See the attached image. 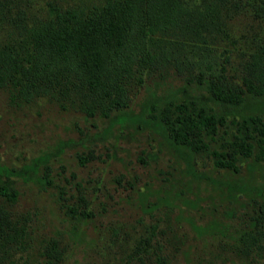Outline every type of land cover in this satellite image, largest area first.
<instances>
[{"label": "trees", "instance_id": "obj_1", "mask_svg": "<svg viewBox=\"0 0 264 264\" xmlns=\"http://www.w3.org/2000/svg\"><path fill=\"white\" fill-rule=\"evenodd\" d=\"M167 68L182 84L144 109L188 155V171L201 152L232 174L241 159L264 161V0H0V87L11 102L46 97L63 109L108 116ZM211 182L228 198L244 197L249 213L226 240L238 259L232 263L264 264V184ZM0 194L14 199L16 191L0 185ZM146 231L130 252L135 264H174L166 242H152L153 227ZM17 233L0 206V248ZM51 246L44 252L50 264L60 256Z\"/></svg>", "mask_w": 264, "mask_h": 264}, {"label": "rangeland", "instance_id": "obj_2", "mask_svg": "<svg viewBox=\"0 0 264 264\" xmlns=\"http://www.w3.org/2000/svg\"><path fill=\"white\" fill-rule=\"evenodd\" d=\"M158 71L127 108L108 116L63 109L46 97L11 102L0 87V185L16 191L14 199L0 194V206L18 231L13 245L0 248V264H50L44 252L53 243L60 256L51 264H135L130 252L152 227V242L165 241L174 264L238 260L225 246L230 232L247 225L245 198H228L211 181L264 184V161L241 159L232 174L201 152L188 171V155L144 109L182 84L173 68Z\"/></svg>", "mask_w": 264, "mask_h": 264}]
</instances>
